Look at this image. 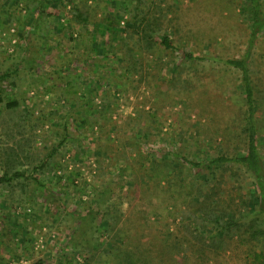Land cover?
<instances>
[{
	"label": "rangeland",
	"instance_id": "rangeland-1",
	"mask_svg": "<svg viewBox=\"0 0 264 264\" xmlns=\"http://www.w3.org/2000/svg\"><path fill=\"white\" fill-rule=\"evenodd\" d=\"M144 2L163 14L158 34L209 57L183 61L158 36L143 47L131 22L138 0H0V71L11 72L2 84L20 100L13 109L0 104V174L15 147L20 168L33 176L0 183V264H82L92 255L90 264H264L255 255L264 254L263 238L236 234L216 236L217 247L203 244L216 231L184 219L197 199L195 176L174 156L201 161L245 146L242 72L214 58L247 52L241 0ZM77 9L88 22L74 21ZM247 59L264 157V29ZM234 168L224 197L237 202L256 187L245 168ZM37 173L53 188L46 199ZM97 200L101 214L79 223ZM103 213L112 224L97 229Z\"/></svg>",
	"mask_w": 264,
	"mask_h": 264
},
{
	"label": "trees",
	"instance_id": "trees-1",
	"mask_svg": "<svg viewBox=\"0 0 264 264\" xmlns=\"http://www.w3.org/2000/svg\"><path fill=\"white\" fill-rule=\"evenodd\" d=\"M53 1L56 2L61 0ZM144 1L145 0H138V5L134 8L133 20L131 21L133 33L138 35V40L143 47L152 48L158 43V36L160 43L164 45L165 48L180 52L183 61L195 63L197 61L206 60L209 57L207 55L196 54L192 51H186L179 47L174 43L167 31L158 34L163 26V14L153 15L154 11H146L141 6L145 3ZM52 4L55 3L52 2ZM147 8L150 9V6L148 5ZM240 12L246 15L250 23L248 49L245 56L227 59L215 56L214 58L217 60L221 59L225 63L240 69L242 72V86L244 88L245 100L247 103V110L245 112L246 122L242 130L245 146L243 150L235 148L233 152L222 151L201 161L191 159L181 152H174L176 158H180L194 170L195 176L192 180L193 186L196 188L197 199L194 202V210L184 216V219H193L191 222L203 229L208 225H212V229L216 231L215 234H212L213 238L206 243L202 241L203 238L199 240L210 247H217L219 244L220 240H218L216 236H226L230 238L236 234H239L240 237H244V235L248 234L247 237L249 242H262L261 239H264V157L258 146L255 85L251 78L249 61L247 59L258 34L264 29V2L263 0H241ZM53 14L58 17V12ZM72 16L74 21L78 24L89 21V14L83 9L73 11ZM130 50H132V48ZM10 75L11 72L7 70L0 71V104L5 103L6 108L13 109L20 104L18 94L15 90L2 84ZM65 131L68 134L67 127H65ZM64 141L65 139L53 145V147L48 150L46 157L40 161L38 166L32 169L34 171H43L48 163V159L63 145ZM9 151L6 152L7 157L4 159V170L0 174V183L12 185L13 180L16 178H32L33 176L31 174H27L29 169L20 168L24 163L20 158L19 152L21 151H17L15 147L10 148ZM13 151H15V153ZM28 157L29 156H27V158ZM235 164L245 168L246 171L253 176L256 187L252 196H249V198L240 197L237 202L235 199H232L231 195L227 198L224 197L226 190L224 187H227L226 185L228 183L226 181V174L229 173L228 178L230 180L234 178L236 174L234 168ZM39 173L36 174L34 180L41 186L44 194L43 198L46 199L47 196H52L54 191L50 184H47L46 180L40 177ZM20 183L21 185L24 184L22 181ZM101 203L102 200H97L95 205L96 208L94 206V209H89L86 214L82 213L79 215L77 221L81 223V221L86 222L90 221V219H95L101 214ZM106 214L107 213H103V215L100 216L99 219L101 223L98 225L97 229L100 227L107 229L112 224V222L110 223L106 218ZM236 215H239V217L237 218ZM195 219H198V221H194ZM76 231L77 229L75 228L74 233ZM74 233L71 236L73 240ZM255 255L257 259H264V254L262 253L257 252ZM93 256L94 255H92V257ZM92 257L86 256L82 264H90ZM123 259H126V257H123ZM34 264H44V261L40 259ZM117 264L126 263L119 260Z\"/></svg>",
	"mask_w": 264,
	"mask_h": 264
}]
</instances>
